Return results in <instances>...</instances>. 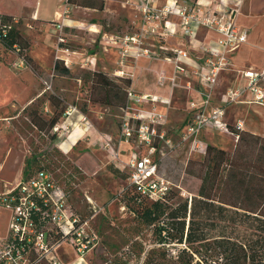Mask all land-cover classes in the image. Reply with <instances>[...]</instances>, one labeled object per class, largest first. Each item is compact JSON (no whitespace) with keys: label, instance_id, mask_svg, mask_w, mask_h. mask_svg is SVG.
I'll return each instance as SVG.
<instances>
[{"label":"rangeland","instance_id":"obj_1","mask_svg":"<svg viewBox=\"0 0 264 264\" xmlns=\"http://www.w3.org/2000/svg\"><path fill=\"white\" fill-rule=\"evenodd\" d=\"M41 1L42 14L52 16L58 7V0ZM100 1H96L97 6L101 4ZM234 1L230 0L232 6ZM25 2L34 7L36 0H0V9L15 13L13 16L18 21L16 28L23 48L19 52L7 50L0 41V191L22 177L28 160L36 154L40 164L52 172L58 184L69 195L71 211L86 219L88 233L94 232L96 235L83 264H146V251L155 246L152 227L142 224L123 203L122 194L127 181L112 172L122 169L115 164L110 152L103 148L104 142L86 136L71 152L66 153L59 147L76 126L73 121H78L79 125L84 123L118 141L120 123L125 113L123 109L126 110L129 103L124 79L114 74L119 65L113 64L114 60L107 63L98 60L94 64L84 65L87 56L72 53L75 49L98 53L101 50V36H94L88 30V25L77 31L73 29L66 35L67 41L62 47L69 48L70 52L61 53L58 48L59 34L55 30V23L61 21H48L41 25L31 19L29 11L19 14ZM105 2L103 9L96 8L95 11L85 9L91 7L79 5L77 8L74 5L76 13L68 11L67 15H80L89 20L87 24L96 22L101 30L109 33L123 34L135 29L133 20L136 13L128 0ZM65 4H62L61 12H65ZM257 19L263 20L264 17ZM252 41L249 40L242 48L250 47L249 54H243L242 62L246 55L247 63L250 59L253 63L257 62L263 53V47L259 44H264V32L260 30ZM251 47H256L257 51ZM20 54L28 56L29 66L16 70L13 63L19 59ZM67 54L72 60L70 66L75 64L69 69V74H63L61 69L66 66L57 56L65 57ZM57 62L60 64L58 69L55 67ZM94 68L102 71L107 79L98 81L92 74ZM143 73V82L146 84L145 68ZM45 82L51 88L46 89ZM188 99V94L179 90L173 96V106L168 111L170 125H166V129L176 141L184 127L181 115ZM129 104L137 106L134 102ZM234 105L229 107L228 120L231 124L238 117H244L246 112L243 107ZM160 111L166 112L164 109ZM67 112L71 114L67 115ZM56 115L59 121L51 128L48 122ZM73 115L75 120L67 121ZM249 115L252 117L251 129L259 119L264 120V115L253 109ZM247 132L264 138L261 134ZM211 133L205 131L203 134L207 143L234 154L238 143L233 138ZM137 143L135 140L130 145L123 143L121 149L127 155ZM243 149L246 150V147ZM244 155V160H249L251 152L247 149ZM207 166L208 162L203 161V156L191 152L188 144L170 151L160 161L162 174L177 185L175 189L181 191L184 197L198 192ZM201 225L208 232L203 243H195L201 249L196 257L201 264H248L246 250L238 242L221 235L223 224L214 226L211 222H201ZM170 247L172 251L176 249ZM63 249V256L69 262L77 258L70 242Z\"/></svg>","mask_w":264,"mask_h":264},{"label":"built area","instance_id":"obj_2","mask_svg":"<svg viewBox=\"0 0 264 264\" xmlns=\"http://www.w3.org/2000/svg\"><path fill=\"white\" fill-rule=\"evenodd\" d=\"M242 1L235 0L232 6L230 0H217L214 7L211 0H138L135 2L137 13L133 20L135 29L123 34H104L105 45L118 48L119 68L114 71L117 76L131 78L125 71L126 60L129 57L135 60L145 57L164 60L173 66V74L168 75L162 69L157 79L159 84H165L168 80L172 90L184 86L181 77L188 89H195L190 79L192 75L200 81L196 90L202 99L191 101L190 107L197 111L187 119L178 134V141L166 129L168 112L158 109V103L170 104L171 98L151 93L139 94L131 86L126 88L128 102H134L137 106L128 103L127 109H123L125 113L122 115L118 141L106 134L99 136V140L104 142L103 148L110 152L115 164L127 173L126 188H134L140 198L165 201L168 192L177 187L162 174L160 161L182 144H188L196 155H205L208 143L201 136L210 129L229 134L238 141L239 134L231 130L225 120L229 104L245 102L264 106V67L260 70L240 68L237 72L246 79L245 83L229 88L225 103L207 113L221 73L235 69L228 54L248 40V29L236 22ZM64 13L67 14L68 10ZM63 25V22L55 23L59 31H63ZM201 28L212 30L219 37L203 48L206 58L200 65L192 63L189 52L184 48H172L169 52L166 46L156 48L151 42L152 38L166 41L178 33L193 40ZM58 39L60 52L69 53V48L62 47L67 41L66 37L60 34ZM15 50L20 51L18 47ZM68 56H57V59L70 66L72 60ZM89 63L92 60L88 58L83 62L84 65ZM28 66L24 54H20L13 63L16 70ZM45 84L46 89L51 88L49 83ZM248 95L253 98L245 99ZM141 105H146V108ZM70 114L67 112V115ZM235 126L238 130L243 129L244 123L238 120ZM133 140L138 142L137 146L125 155L122 144L130 145ZM87 224L80 214L71 211L69 195L47 167L38 168L27 180L22 175L0 191V264H78L80 261L83 264L87 250L96 238L94 232L88 233ZM68 242L77 254L72 262L63 256V246Z\"/></svg>","mask_w":264,"mask_h":264},{"label":"trees","instance_id":"obj_3","mask_svg":"<svg viewBox=\"0 0 264 264\" xmlns=\"http://www.w3.org/2000/svg\"><path fill=\"white\" fill-rule=\"evenodd\" d=\"M96 1L67 0V3L105 7V0H101L99 6ZM0 25V41L4 47L15 50L20 46L22 50L15 17L0 14ZM55 67L60 68V64L57 62ZM61 71L70 73L67 66ZM92 74L98 81L107 79L100 70L93 69ZM119 77L124 79L127 98L126 88L130 86L131 78ZM58 121L59 116L52 117L49 127H54ZM237 133L239 141L234 154L207 144L203 161L208 162V168L198 192L191 196L184 197L174 188L168 192L165 201H150L140 198L134 188L124 189L122 200L130 213L146 227H152L155 246L146 251V264H201L196 258L201 249L195 243H203L208 233L201 222H211L214 226L223 224L221 235L238 242L246 250L248 264H264V138L242 130ZM243 147L251 152L249 160H244L246 150ZM42 167L46 166L40 164L39 156L34 154L23 170V178L27 180ZM112 172L127 181L126 172L119 169ZM170 246L176 249L172 251Z\"/></svg>","mask_w":264,"mask_h":264},{"label":"crops","instance_id":"obj_4","mask_svg":"<svg viewBox=\"0 0 264 264\" xmlns=\"http://www.w3.org/2000/svg\"><path fill=\"white\" fill-rule=\"evenodd\" d=\"M137 1L138 0H128V3H130V6L133 8V10H135V13H137V10L135 9V2H137ZM204 1L207 2L209 0H204ZM215 1L216 0H211V2H212L211 6L216 7L217 4L215 3ZM41 2H42L41 0H36L34 7H30L31 6L30 3L25 2L24 9L19 14L23 13L24 11H29L31 13L32 18L30 17V15L28 17H30L33 21L40 23L41 25H44L48 21L60 20L64 24L63 25L64 29H63V31H59V29L55 28V30L57 31V33L59 35L60 34L64 35V37H66V35H68L69 32L73 31V29H75L77 31L78 29H80V27H85L86 25H88L89 26L88 30L94 36L95 35L101 36L102 42H103L101 44V47H100L101 50L99 51V53L98 52H91V51L87 52L85 49H75V51L77 53H80L81 56H83V55L87 56V57H85V60H86V58L92 60L91 64L98 62V60H102V61H104V63L105 62L107 63L110 60H112V61L114 60L113 64L118 65L117 62L119 59V54H118L117 46H113V45L107 46V45H105V42L103 41L104 34L109 33V32H107L105 30H101L99 28L98 23H96V22H90L87 24V22L89 20L80 17V15L69 17V15H67V14L65 15L64 12H61L62 4L64 5V3L66 2L65 10L72 11V12L76 13V9H75L76 7L74 5L67 3V0H58V7H56L54 9L52 16L42 14V8H41L42 3ZM68 5H69V7H68ZM76 6H77V8H79L78 7L79 5H76ZM85 9L95 11L96 8H92V9L85 8ZM0 14H7V15L13 16L15 13L6 11L4 9H0ZM17 15H18V13H17ZM257 17H264V0H243L241 5H240L239 12L236 16V22L240 27H245L248 29V40L246 43L241 44L237 49H235L234 51H231L228 54L229 59L233 63V65H231V66H233V68H235V69L224 71L221 73L220 78H219L218 87L216 89V92L214 93L213 100L207 109V113H210L213 108H215L217 106H221L225 103L226 92L229 88H236V87L245 83L246 79H244L241 76V74L239 72H237L238 69L252 67L256 70H260L261 68L264 67V46H263L264 44H262V42H261V44H259V46L263 47V53L257 62L253 63L252 60L250 59L249 63H247L248 62L247 55L249 54L250 47H247L246 49H242L249 42V40H250V42H253L252 41L253 36H258V32L260 30L262 32H264V19L259 20V19H257ZM109 34H111V33H109ZM218 37H219L218 33L214 32L212 30L206 29V28H201L198 32L197 37L193 40H190L189 38L185 37L182 33H178V34L171 36L166 41H160V40H157V38H152L151 42L156 48H159V46H161V45L166 46L168 48L169 52H171L172 48H184L189 52L192 63L200 65V64H203V62L206 58L203 48L210 41L218 39ZM93 40H95V39H93ZM256 41L257 40H255L254 42H256ZM251 49H254V51H257L256 47L255 48L251 47ZM244 53H246V54L248 53V54L246 55L244 62H242ZM91 58H93V59H91ZM136 62H137V65H136ZM74 64L75 63H73V65ZM73 65L67 66V67L70 69L71 67H73ZM125 67H126L125 71L128 72L127 74L129 76H131L130 86L132 87V89L135 92H137L139 94L151 93V94H155L158 96H162L166 99L171 98L170 104H167L164 102L158 103V109H160V110L164 109V110H166V112H168L169 109L172 108L173 96L179 90H182L188 94L189 99H188L187 103L185 104L186 105L185 110L182 112V115H181V118H183V122H182L183 126L186 124L187 119L197 111L196 109H192L190 107L191 101H201V99H202L200 94L196 90V88L199 86V83H200L199 78H197L196 76L192 75L190 77V79L194 83L195 89L186 88L185 80H183L181 77L180 81L182 80V83L184 84V86L181 85V86L175 88L174 90H172L170 87V82L168 80L166 81L165 84H159L157 81L159 72L162 69H165V71L168 75L173 74V66L171 64L165 62L164 60H153V59H147L145 57H141L138 60H135L133 57H129L126 60V66ZM144 68L146 69V84H144V82H143V80H144L143 79ZM94 70H96V69L94 68ZM252 98H253L252 95H248L245 99L251 100ZM231 104L232 105L235 104V105H238L240 107H243L244 110L246 111L245 116L244 117H238L237 119H235V122L233 124H231L228 120L229 107L231 106ZM231 104H229L227 106L226 115H225V120L228 123L231 130L235 131L236 133L239 130H242V131L248 130V131H252L253 133H256V134L258 133V134H261L262 136H264V120L259 119V121L256 123L255 127L251 129L252 117H250V115H249V112L251 109H253L256 113H261L262 115H264V106L258 105L256 103H245V102H240V103L235 102V103H231ZM142 106L146 108V105H141V107ZM77 118H78V116H77ZM70 120L71 121L75 120V115H73V117L71 116V117L67 118V121H70ZM238 120H241L244 123L243 129L238 130L236 128L235 125H236ZM73 123L76 126L73 127L72 131H70V133L68 134L67 139L65 141H62L61 145L59 146L66 153L74 150V146L77 145L84 137L91 136V138H95V140H99V135L103 134V132H100L97 129L94 130L93 128H91L89 126H85L84 123H80L81 125H79L78 121H77V123H76V121L75 122L73 121ZM168 124L170 125V123H167V125ZM207 132H212L211 134H213V132H215V133H217V135H219V134L223 135V138H231V139L233 138L229 134L222 133V132L214 130V129H210ZM203 134L201 137L205 141H207L206 138L203 136ZM238 141H239V139H238ZM238 141H236V143ZM62 145L64 148L62 147ZM80 262H82V261H80ZM80 262L78 264H80Z\"/></svg>","mask_w":264,"mask_h":264}]
</instances>
